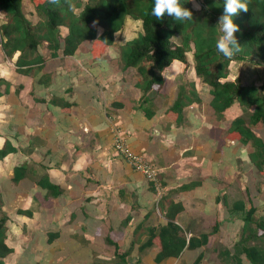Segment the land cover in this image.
Segmentation results:
<instances>
[{
    "label": "crops",
    "instance_id": "1",
    "mask_svg": "<svg viewBox=\"0 0 264 264\" xmlns=\"http://www.w3.org/2000/svg\"><path fill=\"white\" fill-rule=\"evenodd\" d=\"M24 5L35 22L33 4L23 0ZM143 31L142 21L128 17L101 59L93 58L91 43L57 58L43 48L46 61L37 76L20 74L21 53L10 59L0 45L1 75L11 83L0 98V149L7 142L16 149L0 160V205L9 217L7 244L14 249L6 264H119L120 252L128 264H194L202 255L200 264H224L220 252L234 254L244 225V212L235 205L252 203L251 177L264 180L250 159L252 143L228 137L232 122L246 119L245 108L215 112L193 53L187 65L175 61L164 71L163 87L143 93L137 72L125 71L119 58L120 47ZM230 69V80L239 77L245 84L248 73L264 77L245 62ZM189 84L202 103L184 110L178 123L170 111ZM118 135L159 169L160 189L116 151ZM175 205L182 209L173 219ZM217 222L218 237L189 247ZM171 224L182 230L175 236L185 237L187 246L179 257L159 260L161 239L149 245L151 235L135 231L159 235Z\"/></svg>",
    "mask_w": 264,
    "mask_h": 264
},
{
    "label": "trees",
    "instance_id": "2",
    "mask_svg": "<svg viewBox=\"0 0 264 264\" xmlns=\"http://www.w3.org/2000/svg\"><path fill=\"white\" fill-rule=\"evenodd\" d=\"M196 1L201 2L199 10L194 7V0H181L182 6L192 11L193 19L176 22L167 16L163 20L153 17V0H61L59 7L50 5L48 0H31L37 18L33 22L25 14L23 0H0V10L5 15V23L0 26V45L10 59L21 53L16 64L20 74L37 76L46 61L41 49H48L50 56L55 58L74 56L83 44L91 43L93 58L101 59L114 45L115 34L123 30L126 19L140 20L143 22V33L119 49L123 69L137 72L138 88L148 93L156 85L163 87L164 71L175 61L187 65V56L193 53L197 76L209 86L213 97L211 106L215 112L223 115L235 105L251 112L249 120L239 117L232 122L228 137L245 145L252 143L254 152L250 154L251 162L264 174V138L256 133L264 130V85L245 84L239 77L230 80L233 62L264 68V0H247L248 12L241 11L234 17L240 29L235 35L244 50L233 61L225 59L215 49L224 0ZM69 4H74V9H70ZM63 28L68 30L64 38ZM10 88L11 83L2 77L0 70V98ZM201 103L195 85L189 84L181 88L170 114H175L180 123L184 110ZM15 152L16 149L7 142L0 149V160ZM149 182L157 185L156 182ZM164 204L161 200L160 206L164 207ZM235 207L244 212V225L233 248L234 254L230 250L220 252L221 261L224 264H264V215L259 217V209L248 201L236 203ZM175 208V212L169 215L173 219L182 209L179 205ZM8 222L9 217L2 212L0 205V264H6V259L14 253V249L7 244ZM219 225L220 222H217L213 231L201 239L192 238L189 247L207 246L211 236L220 235ZM140 228L135 234L151 235L149 245L156 237L161 239L159 260L179 257L187 246L185 237L175 236L182 230L174 224L163 229L159 235L152 234L150 229ZM173 237L179 241L177 244ZM116 245L117 252H120L119 245ZM119 257V264H128L127 254L120 252ZM203 259L204 255L194 264H200Z\"/></svg>",
    "mask_w": 264,
    "mask_h": 264
},
{
    "label": "clouds",
    "instance_id": "3",
    "mask_svg": "<svg viewBox=\"0 0 264 264\" xmlns=\"http://www.w3.org/2000/svg\"><path fill=\"white\" fill-rule=\"evenodd\" d=\"M48 3L59 7L61 0H48ZM74 7V4H69L70 9ZM194 7L199 10V4H194ZM223 8V14L219 17L217 26L219 35L215 42V49L225 59L233 61L244 50L235 35L240 29L234 22V17L241 11L248 12L249 8L247 0H224ZM151 15L157 20H163L167 16L176 22H188L193 19L192 11L183 7L181 0H153Z\"/></svg>",
    "mask_w": 264,
    "mask_h": 264
},
{
    "label": "built area",
    "instance_id": "4",
    "mask_svg": "<svg viewBox=\"0 0 264 264\" xmlns=\"http://www.w3.org/2000/svg\"><path fill=\"white\" fill-rule=\"evenodd\" d=\"M116 151L125 158L135 170L142 173L149 181L156 182L158 188L160 189L159 184V169L147 161L143 156L135 153L131 148L125 143L123 137L118 135L116 145Z\"/></svg>",
    "mask_w": 264,
    "mask_h": 264
},
{
    "label": "rangeland",
    "instance_id": "5",
    "mask_svg": "<svg viewBox=\"0 0 264 264\" xmlns=\"http://www.w3.org/2000/svg\"><path fill=\"white\" fill-rule=\"evenodd\" d=\"M24 3H26V0H24ZM27 3L31 4V0H27ZM195 4H199V2L196 1ZM23 7L25 9V5ZM256 71L264 73V68L258 67V70H256ZM248 74L245 76V82H247L248 84H251V85H254L256 83H259L258 85H260V84L264 85V77H258L257 78V76H255V75L254 76L253 75L248 76ZM250 113H251L250 111L248 112L245 109L244 114H245L246 119H249ZM257 134L264 138V130L257 131ZM261 179H262V177H260L259 179L258 178L253 179V177L250 178V180H249V183H250L249 193H250V195H249V198L247 197L248 199L251 200V202L255 205V207H257L259 209V217H262L264 215V180L262 179V181H261ZM259 187L262 188L261 193L259 192ZM245 262H246V260H245ZM246 264H248V263L246 262Z\"/></svg>",
    "mask_w": 264,
    "mask_h": 264
}]
</instances>
